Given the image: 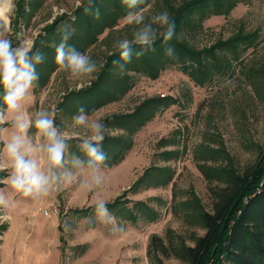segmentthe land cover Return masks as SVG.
<instances>
[{
    "label": "rangeland",
    "instance_id": "374dc122",
    "mask_svg": "<svg viewBox=\"0 0 264 264\" xmlns=\"http://www.w3.org/2000/svg\"><path fill=\"white\" fill-rule=\"evenodd\" d=\"M83 1L33 0V3L39 4L38 7L30 13H27L29 7H26L25 15L19 18L16 27L12 25L16 17L14 7L8 13L5 34L13 48L28 40L33 44L43 34V28L55 18H64L57 25L58 30L64 26L70 28V22L74 20L73 12ZM27 2L32 3V0H25ZM167 2L179 4V0H150L137 13L143 18L140 23H128L123 18L112 30H105L98 42L85 53L96 65V70L90 75L76 77L70 70L60 67L51 75L46 87L38 92H33L32 87L24 101L32 121H35L37 112L54 113L58 130L71 137L67 140L73 139L81 145L83 139L91 135V130L88 125L73 126V117H65L61 111H56L61 97L70 90L88 85L105 56L115 50L121 41L135 42V33L146 26L154 34H160L165 24L156 17L166 12ZM28 14L30 19L27 21ZM240 27L245 31L257 29L260 32L258 45L242 56L243 64L264 70V0L238 5L226 18L211 17L206 20L194 43L198 48L208 46L219 38H227ZM242 68L243 65H236L232 76L204 87L195 86L175 67L162 71L156 80L135 75L133 88L120 101L110 103L89 116V123L91 119L101 122L110 114L131 112L139 102L152 96H171L178 103L161 109L133 136V147L121 163L111 168L96 166L103 182L93 185L91 190L88 189L91 169L74 166L68 145L64 163L55 171L71 172L73 179L62 182L59 191L47 197L35 200L16 192L4 183L11 168L0 171L5 172L0 181L6 187L0 188V192L9 204L8 208L0 206V217L8 216L7 220L0 219V264H148L147 246L152 235L164 237L166 231L171 230L179 236H186L191 231L202 236V227L185 216L189 212L185 204L192 200L205 211H210L209 184L198 170V165L216 168L225 165L228 157L236 170L243 173L253 167L259 150L264 149V83L252 87ZM6 129L13 131L11 124ZM108 133L115 135L117 131L109 130ZM28 135L34 143L42 142L37 141L34 123L28 129ZM162 138L176 145L161 147L158 142ZM207 148L218 149L221 155L210 156L205 152ZM3 149L4 146L0 147V163L7 165ZM168 150H175L177 158L161 161L158 154ZM2 155L6 162L2 161ZM39 159L44 166L43 153ZM151 165L172 168L175 172L172 182L165 187L141 189L135 194L124 193ZM119 196L129 208H135V201L147 203L157 213V219L153 222L138 219L131 224L115 218L110 212L109 216L115 219L102 221L96 210L88 215L75 211L97 205L100 200L109 203ZM45 209L50 211L48 216L41 213ZM9 226L12 231L7 248L3 250L4 232ZM162 261L164 264H182L173 258ZM212 261L209 259L207 264Z\"/></svg>",
    "mask_w": 264,
    "mask_h": 264
},
{
    "label": "trees",
    "instance_id": "16d2710c",
    "mask_svg": "<svg viewBox=\"0 0 264 264\" xmlns=\"http://www.w3.org/2000/svg\"><path fill=\"white\" fill-rule=\"evenodd\" d=\"M254 0H179L178 5L165 3L168 24L160 34H155L154 42L144 46L130 42L129 60L121 57L119 45L105 56L104 61L88 85L72 90L61 98L57 111L65 116L74 117L81 108L88 116L100 108L120 101L134 86L135 75L150 80L158 79L167 68L175 67L198 87L214 82H222L232 76L236 65H243L242 73L252 87L264 83V70L255 65L243 64L242 56L260 41L259 30L245 31L238 28L227 38H219L208 46L198 48L194 40L203 30V23L211 17H228L238 5H249ZM150 0H139L134 7H129L124 0H85L73 12L71 27L64 26L58 30L57 25L64 18L54 19L43 28L32 44L29 58L35 65L39 77L34 81L35 92L44 88L51 75L60 67L56 63V48L65 44V48L85 54L98 42L105 30H112L120 19L130 12L137 14L144 9ZM16 27L25 8L30 13L39 4L25 0H15ZM27 21L30 15H27ZM65 17V16H63ZM173 26V36L165 41L164 34L168 26ZM67 36V40L64 37ZM16 34L13 37V41ZM171 49V54H168ZM43 57L37 63V55ZM5 91L0 87V108H6ZM178 103L176 98L149 97L139 102L131 112L110 114L101 123L108 131H117L111 135L104 133V140L99 145L105 154L103 162L95 166L111 168L121 163L133 147V136L151 122L159 111ZM8 124L1 125L3 127ZM159 146H175L167 138L159 140ZM71 157L84 161L88 167L89 157L75 140L66 141ZM210 155H221L220 150L207 148ZM159 158L168 162L177 158L175 150L161 151ZM225 165L216 168L198 165L204 177L210 198V211H205L195 200L186 203L189 208L186 217L193 219L202 227L204 234L197 236L189 232L186 236L174 234L167 230L164 237L152 235L147 246L148 264H164L163 259L173 258L182 264H264V149L259 150L256 162L246 172L236 170L232 160L227 157ZM4 175L0 173V177ZM175 172L166 166L151 165L146 168L137 180L124 193L135 194L141 189L165 187L169 185ZM2 184L0 183V187ZM122 196L105 203L108 212L117 219L131 224L138 219L153 222L157 213L143 201L133 202V208L122 202ZM94 205L76 213L88 215L96 211ZM3 228V227H2ZM190 243V245H186Z\"/></svg>",
    "mask_w": 264,
    "mask_h": 264
},
{
    "label": "clouds",
    "instance_id": "9594fccd",
    "mask_svg": "<svg viewBox=\"0 0 264 264\" xmlns=\"http://www.w3.org/2000/svg\"><path fill=\"white\" fill-rule=\"evenodd\" d=\"M129 7H134L139 0H124ZM15 7L14 0H0V20H2ZM128 23H140L143 19L141 15L129 13L125 17ZM162 24H168L167 13L156 17ZM6 29L0 30V87L5 91L4 102L7 109H0V125L11 124L13 131L0 127V139L4 143V155L8 164L0 163V171L6 167L11 168L10 175L4 183L8 184L16 192L24 196H31L35 200L49 196L54 191H59L62 182H71L73 174L65 171L59 173L55 171L60 169L64 163V152L67 147L66 140L71 138L67 133H61L54 123V113L50 115L47 111L36 113V119L33 122L29 116L24 101L27 99L34 81L39 79L35 65L29 58L32 42L24 41L20 46L13 48L11 40L6 36ZM173 36V26L169 25L164 34L165 41ZM67 40V36L64 37ZM155 39V34L150 27H144L135 33V43L150 46ZM119 49L122 59L129 60L131 56V47L128 40L119 43ZM168 49V54H171ZM56 63L61 68L70 70L73 76L90 75L96 70L95 63L91 62L90 57L65 48L61 43L56 48ZM37 63L42 62L43 57H35ZM73 126L88 125L91 135L83 139L81 148L89 157L87 162L91 169V178L88 183V189L93 185H100L103 182L99 174L96 163L103 162L106 159L104 153L100 151L99 145L104 140V133L108 131L107 126L98 120H92L85 114L81 108L79 113L73 118ZM36 128L37 141L34 143L32 137L28 135V129L33 126ZM6 137V138H5ZM43 153L46 164L42 166L39 159ZM74 166L82 168L84 161L79 158L73 159ZM0 206L8 208L9 204L4 194L0 192ZM96 211L101 220H114L110 217L105 207V201L97 202ZM7 220L8 216L0 217Z\"/></svg>",
    "mask_w": 264,
    "mask_h": 264
},
{
    "label": "crops",
    "instance_id": "0c3cea01",
    "mask_svg": "<svg viewBox=\"0 0 264 264\" xmlns=\"http://www.w3.org/2000/svg\"><path fill=\"white\" fill-rule=\"evenodd\" d=\"M88 51V50H87ZM60 68V67H59ZM58 68V69H59ZM50 81V80H49ZM46 87V86H45ZM43 89V88H42ZM80 89V88H79ZM41 90V89H40ZM78 90V89H77ZM70 91H72V90H70ZM69 91V92H70ZM33 92H35V89H34V87H33ZM38 92V91H37ZM63 97V96H62ZM61 97V98H62ZM61 101V100H60ZM7 108V107H6ZM56 111H57V106H56ZM58 112V111H57ZM95 113V112H94ZM93 113V114H94ZM91 116V115H90ZM108 116V115H107ZM10 126V124H8L7 126H5L4 128H6V127H9ZM0 127H3V126H1L0 125ZM4 146V144H3V142H0V147H3ZM3 152V151H2ZM2 161L3 162H6V160L4 159V157H3V155H2ZM0 173H3L4 175H2L1 177H5V172H0ZM0 183L2 184V186L0 187V188H4L5 187V184H3L1 181H0ZM6 188V187H5ZM24 211V210H23ZM4 229V227L1 229V230H3ZM11 231H12V227L11 226H9L8 228H7V231H5L4 232V237H3V245H2V247H3V250H5L6 248H7V244L9 243V235H10V233H11Z\"/></svg>",
    "mask_w": 264,
    "mask_h": 264
},
{
    "label": "bare ground",
    "instance_id": "6f19581e",
    "mask_svg": "<svg viewBox=\"0 0 264 264\" xmlns=\"http://www.w3.org/2000/svg\"><path fill=\"white\" fill-rule=\"evenodd\" d=\"M8 23H9V20H8V14L2 19L0 20V30H4L8 28Z\"/></svg>",
    "mask_w": 264,
    "mask_h": 264
},
{
    "label": "built area",
    "instance_id": "2783aa9c",
    "mask_svg": "<svg viewBox=\"0 0 264 264\" xmlns=\"http://www.w3.org/2000/svg\"><path fill=\"white\" fill-rule=\"evenodd\" d=\"M49 212L46 209L45 210H41V213H42L43 216H48L49 215Z\"/></svg>",
    "mask_w": 264,
    "mask_h": 264
}]
</instances>
